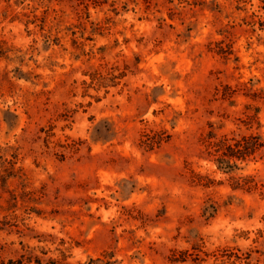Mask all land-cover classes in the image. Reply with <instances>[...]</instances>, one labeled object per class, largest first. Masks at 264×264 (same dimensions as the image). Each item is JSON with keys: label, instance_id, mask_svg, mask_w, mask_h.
<instances>
[{"label": "rangeland", "instance_id": "rangeland-1", "mask_svg": "<svg viewBox=\"0 0 264 264\" xmlns=\"http://www.w3.org/2000/svg\"><path fill=\"white\" fill-rule=\"evenodd\" d=\"M103 251L264 264V0H0V264Z\"/></svg>", "mask_w": 264, "mask_h": 264}, {"label": "trees", "instance_id": "trees-1", "mask_svg": "<svg viewBox=\"0 0 264 264\" xmlns=\"http://www.w3.org/2000/svg\"><path fill=\"white\" fill-rule=\"evenodd\" d=\"M205 141L206 147L211 149L210 153L213 156H216V162L218 163L221 169H231L230 161L233 159L243 161L246 156L253 154L256 150L263 147L258 136H241L238 139H228L225 136H222L217 141H211L214 139L212 134L207 135ZM161 140L153 141L152 138H147L146 141L142 142V146L149 150L153 145H158ZM113 258V253L103 251L98 257L90 258L84 264H114L111 262ZM36 264H40L39 260H35ZM50 264H57L56 262Z\"/></svg>", "mask_w": 264, "mask_h": 264}]
</instances>
